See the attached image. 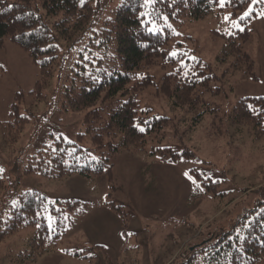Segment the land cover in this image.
I'll return each mask as SVG.
<instances>
[{
  "label": "rangeland",
  "instance_id": "obj_1",
  "mask_svg": "<svg viewBox=\"0 0 264 264\" xmlns=\"http://www.w3.org/2000/svg\"><path fill=\"white\" fill-rule=\"evenodd\" d=\"M121 1L87 0L90 12L68 40L60 39L54 26L59 16H45L57 50L41 97L31 92L40 79L39 67L8 36L0 49V121H10L13 102L28 118L16 138L7 135L3 139L0 135V228L18 196L27 190L44 195L47 204L76 199L84 209L55 248L34 264H202L208 247L264 201V135L254 139L245 128L238 131L228 122L239 98L264 96V0L251 1L235 12L221 8L218 0L215 11L219 15L209 14L200 20L181 15L174 20L165 12L159 21L144 19L150 31L171 28L173 34L166 48L169 53H182L175 65L192 68L193 60L199 59L219 77L211 79L215 93L204 94L207 108L199 123L195 124L193 115L171 110L151 85L137 93L139 113L164 115L170 121L159 141L158 133H151L152 138L145 144L147 154L121 149L110 159V175L102 172L86 177L73 173L58 178L25 171L30 163H37L38 151L53 148L60 138L73 143L66 147L68 151L78 145L84 150L78 151V156L89 160L98 157L99 150L89 136L77 140V135L84 132V112L67 106L64 93L70 79L80 78L75 72L85 71L83 65L90 66V59L95 62V56L102 55L101 48L88 42L95 39L102 21ZM155 1L145 0V7L150 8ZM250 6L257 15L248 19L250 36L243 50L253 60L256 79L240 72L223 76L226 64L217 58L224 38L218 33L242 28L241 16ZM225 16L232 19L225 21ZM165 70L161 65L149 68L156 85ZM217 86L222 88L216 91ZM18 92L22 96L16 101ZM156 146L172 147L178 152L188 147L196 157L160 162L151 154ZM185 172L198 177L199 188L185 178ZM108 201L122 207L126 222L107 205ZM45 217L51 228L49 211ZM35 229V225L24 226L1 239L0 264H15Z\"/></svg>",
  "mask_w": 264,
  "mask_h": 264
},
{
  "label": "trees",
  "instance_id": "obj_2",
  "mask_svg": "<svg viewBox=\"0 0 264 264\" xmlns=\"http://www.w3.org/2000/svg\"><path fill=\"white\" fill-rule=\"evenodd\" d=\"M251 1L243 0L241 3V0H231L227 8L235 12ZM151 4L150 8H146L145 0H122L116 5L110 17L102 21L95 39L88 42L101 48L102 55H96L95 62L90 59V66H82L87 72L76 71L80 78L70 79L66 87L67 106L84 112V132L77 135V140L89 136L91 144L99 150L98 157L89 160L84 155L78 156L77 152L84 150L76 145L75 149L68 151L66 147L73 143H66L60 138L53 148L38 151L35 156L37 163H30L25 168L26 172H39L58 178L73 173L86 177L102 172L110 175V159L121 149L147 154L145 144L148 138H152L151 133H158L156 141H159L170 121L164 115L145 116V111L139 113L137 93L151 85L155 86L157 95L168 102L171 110H182L185 114L193 115L195 124L201 121L207 108L204 94L207 91L215 93L211 79L219 77L213 74L208 63L199 59L193 60L192 68L185 64L175 65L182 53L173 57L166 48L173 34L171 28L150 31L147 27L149 22L144 19L150 17L159 21L163 12L174 20L180 15L189 20L204 19L213 13L218 16L219 11H215L218 0H156ZM87 12H90L87 0H13L10 3L0 0V49L4 37L8 36L39 67L40 79L31 91L36 92L38 97H41V89L51 76L57 50L45 16H59L54 26L59 38L68 40L79 31V24L86 19ZM256 15L257 11L252 10L246 19H241L242 28H234L232 33H218L224 38L217 58L220 63L226 64L223 76L240 72L244 77L256 79L253 60L243 50V43L250 36L248 19ZM156 65L166 69L159 85L154 83L149 72V68ZM202 66L208 71L205 72ZM2 72L0 65V76ZM221 88L217 86L216 91ZM21 96L22 93L18 92L16 101ZM27 121V116L20 113L18 103L13 102L10 121H0L1 137L5 139L9 135L16 138ZM228 122L238 131L240 127L245 128L254 139L261 138L264 135V96L239 98L229 113ZM137 124L145 131H139ZM103 148L104 152L101 150ZM151 154H155L160 162L196 157L188 147L178 152L172 147L156 146ZM107 205L126 222L120 205L113 201H108ZM48 211L53 218L51 228L46 223L45 214ZM83 213L82 203L76 199L47 204L44 195L36 190H27L18 196L8 217L2 222L0 240L24 226L35 225L27 248L19 253L15 262L34 264L38 257L55 248L60 237ZM208 250L202 264L263 262L264 201L241 217L234 228L216 239Z\"/></svg>",
  "mask_w": 264,
  "mask_h": 264
},
{
  "label": "snow or ice",
  "instance_id": "obj_3",
  "mask_svg": "<svg viewBox=\"0 0 264 264\" xmlns=\"http://www.w3.org/2000/svg\"><path fill=\"white\" fill-rule=\"evenodd\" d=\"M149 2H151V0H149ZM255 2H256V0H252V3H253V4H254ZM230 3H231V0H219V6H220L221 8H224V7L229 6ZM241 3H243V0H241ZM251 11H252V8H251V6H250L249 9H248L246 12H244V13L242 14L241 19H246V18L251 14ZM224 19H225V21H230L232 18L229 17V16H225ZM170 55L173 56V57H175V56L178 55V53L175 52V51H173V52L170 53ZM193 59H194V57H193ZM141 123H143V122H141ZM136 126L138 127L139 131H141V132H144V131H145V129H144L143 127H140L139 124H137ZM0 171H2V169H0ZM184 176H185L186 179H188V180L193 184V186H194L195 188H199V187H200V185H199L198 182H197V181H198V177L194 178V177H193L191 174H189L188 172H185V173H184ZM49 219H51V217H49Z\"/></svg>",
  "mask_w": 264,
  "mask_h": 264
}]
</instances>
